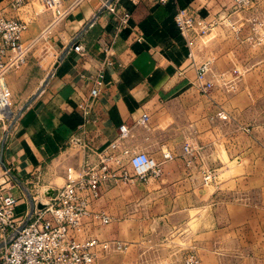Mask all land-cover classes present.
Listing matches in <instances>:
<instances>
[{
	"label": "crops",
	"instance_id": "0c3cea01",
	"mask_svg": "<svg viewBox=\"0 0 264 264\" xmlns=\"http://www.w3.org/2000/svg\"><path fill=\"white\" fill-rule=\"evenodd\" d=\"M175 1L206 21L222 18L194 46L197 62L211 61L214 87L207 95L194 85L186 43L173 22L174 3H82L41 39L48 42L49 56L33 53L22 69L6 78L12 111L17 113L35 98L14 123L3 148L0 144V171L16 183L10 193L16 191L12 194L17 200L16 217L24 224L31 209L32 185L37 199L47 201L64 185L66 169L82 162V145L101 151L125 124L132 128L133 145L156 159L170 152L173 160L164 165L171 171L137 189L143 192L140 200L127 201L124 196L115 200L120 224L141 217L148 224L166 223L179 209L182 224L190 231L182 235L188 238L189 234L204 264H264V46L245 43V29L238 38L230 29L225 18L231 13V0ZM7 2L0 0V9L8 18L27 23L25 40L41 33L51 20L49 13L35 15L31 4L15 11ZM109 2L118 13L130 14L114 45L120 64L114 67L101 66V48L112 42L115 22L104 8ZM229 20L239 25L236 16ZM137 34L143 35L141 42L134 40ZM73 41L83 45L85 56L72 50ZM100 71L103 83L85 116L78 106L87 102ZM143 114L149 117L146 128L137 126ZM185 145L190 156L184 155ZM204 158L227 175L242 170V185H202L194 165ZM187 159L193 161L191 167H185ZM176 164L182 165L181 171H173ZM251 171L258 175L253 186ZM220 208L227 213H220ZM133 209L138 212L128 216ZM250 212L257 215L252 217ZM252 221L257 225L253 231ZM115 238L140 253V235L123 239L119 233Z\"/></svg>",
	"mask_w": 264,
	"mask_h": 264
},
{
	"label": "built area",
	"instance_id": "2783aa9c",
	"mask_svg": "<svg viewBox=\"0 0 264 264\" xmlns=\"http://www.w3.org/2000/svg\"><path fill=\"white\" fill-rule=\"evenodd\" d=\"M64 0H39L44 12L51 15L47 27L38 35L28 40L23 38L27 23L18 18H8L0 9V120L8 118L11 111V93L6 82L9 74L22 69L32 50L49 31L61 23L82 3L91 0H71L63 6ZM174 3V25L179 35L185 40L188 50L187 59L195 71L194 85L202 95H207L214 87L211 75V61L197 62L194 46L196 41L206 37L222 19L206 21L195 15L188 8L180 7L175 0H158L159 4ZM28 0H8L7 6L19 11ZM114 17L112 42L101 48L103 59L101 66H120L116 61L114 45L120 33L128 26L130 14L118 13L111 5H104ZM35 15H38L34 13ZM236 16L238 26H234L229 16ZM247 17H244V16ZM225 18L228 26L238 38L242 29L246 35L242 39L252 46H264V0H231V13ZM136 42L143 40L137 34ZM72 50L85 56L82 44L73 41ZM103 83L100 71L94 81L87 102L78 108L87 116L91 105L99 95ZM223 119L226 117L223 116ZM10 121V120H9ZM149 117L143 114L137 126L146 128ZM248 132V129H244ZM132 128L121 125L117 128L115 138L101 151H96L88 144L82 145L84 158L76 167L65 171V183L47 201L40 202L34 185L30 197L35 205L31 215L24 224L16 217L17 200L10 193L16 187L5 171L0 182V264H96L104 254L123 253L128 245L119 240L101 241L93 236V230L99 226L109 225L110 215L96 209L103 191L117 186L146 184L162 177L163 166L173 159L170 152H162L160 159L132 143ZM184 155L190 156L187 145L183 147ZM189 164V162H187ZM38 176L35 182L37 183ZM42 203L43 209L36 205ZM185 264H202L193 254H189Z\"/></svg>",
	"mask_w": 264,
	"mask_h": 264
},
{
	"label": "rangeland",
	"instance_id": "374dc122",
	"mask_svg": "<svg viewBox=\"0 0 264 264\" xmlns=\"http://www.w3.org/2000/svg\"><path fill=\"white\" fill-rule=\"evenodd\" d=\"M31 4V8L38 15L47 13L44 12V8L39 0H30L28 1ZM50 48L47 41H40L37 46L32 50L29 56L33 53L39 57L49 56ZM240 103H242V98H239ZM12 111V110H11ZM13 114H16V111H12ZM10 125L9 119L0 120V144L3 141L4 133L8 131ZM240 131H243V127H238ZM156 159V158H155ZM160 158H158L159 160ZM173 160V159H172ZM169 162V161H168ZM189 162V164H187ZM200 163L195 164V174L197 175V180L201 175V183L204 186H225L226 184H233L235 187L241 186V178L239 175V170H236L231 175H227L225 171H216L214 166L215 162L210 158H204L199 161ZM193 161L190 159L186 160L185 167H191ZM166 164V163H165ZM164 164V165H165ZM173 171H181L182 165H174ZM163 171H171V168H164ZM1 173V171H0ZM250 174V184H258V175L256 171H251ZM2 175V173H1ZM2 176H0L1 182ZM157 182L154 180L149 181L148 183ZM159 182V181H158ZM146 183V184H148ZM144 184V185H146ZM143 186L140 183L133 184L130 186H117L112 189L103 191L101 199L96 204V209L103 210L107 215H110L112 221L109 225L99 226L93 230V236L101 241H109L116 239V235L122 233L123 239H130L132 235H140L143 238L140 241L141 251L140 253L133 252V248L129 247L123 253H108L101 255L96 264H185L184 260L189 254L195 255L202 264L201 256L196 253L192 238L189 239L182 235L184 232L189 233V228H186L182 224L183 214L179 212V209H174V214L169 218V221L166 223H155L148 224L147 220L143 217L136 218L132 223L129 224H120L119 216L117 215L115 200L117 198L126 197L127 201L131 200H140V197L143 195V192L137 190ZM34 190H37L34 189ZM135 190V191H134ZM12 194L15 195L16 191H12ZM254 199V198H253ZM218 210V209H217ZM135 209L127 213L128 216L137 213ZM144 214V210H141ZM209 212V210L207 211ZM220 213L226 214V208H220ZM250 215L253 217L257 215L250 212ZM255 222L252 221L251 231L255 228ZM193 226H190V229ZM152 239V240H151ZM143 242V243H142Z\"/></svg>",
	"mask_w": 264,
	"mask_h": 264
},
{
	"label": "water",
	"instance_id": "95a60500",
	"mask_svg": "<svg viewBox=\"0 0 264 264\" xmlns=\"http://www.w3.org/2000/svg\"><path fill=\"white\" fill-rule=\"evenodd\" d=\"M110 4V2L109 3H107V5H109ZM64 56V55H63ZM35 98V96H33L21 109H20V111H18L16 114H13V112H10V114H9V116H8V119L10 120V125H9V128H8V131L7 132H5V134H4V137H3V141H2V148H3V143H4V141H5V139H6V137H7V135H8V133H9V131L12 129V127H13V125H14V123L16 122V120L18 119V117L22 114V112L25 110V108L33 101V99ZM28 200H29V203H30V205H31V209H30V212H29V214L28 215H31V213L33 212V210H34V208H35V205H34V203H33V201H32V199H31V197H30V195L28 196ZM45 207V205L44 204H42V203H38L37 205H36V208L37 209H43Z\"/></svg>",
	"mask_w": 264,
	"mask_h": 264
}]
</instances>
